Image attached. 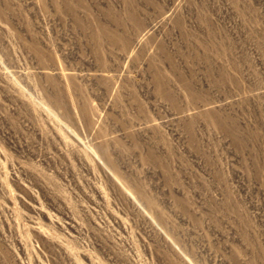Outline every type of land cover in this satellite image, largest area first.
Returning a JSON list of instances; mask_svg holds the SVG:
<instances>
[{
  "label": "rangeland",
  "instance_id": "1",
  "mask_svg": "<svg viewBox=\"0 0 264 264\" xmlns=\"http://www.w3.org/2000/svg\"><path fill=\"white\" fill-rule=\"evenodd\" d=\"M0 264H264V0H0Z\"/></svg>",
  "mask_w": 264,
  "mask_h": 264
}]
</instances>
